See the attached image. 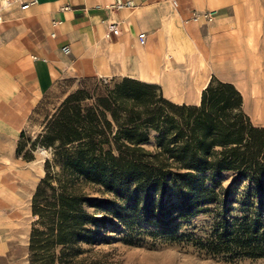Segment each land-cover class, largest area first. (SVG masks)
I'll return each instance as SVG.
<instances>
[{
	"label": "trees",
	"instance_id": "obj_1",
	"mask_svg": "<svg viewBox=\"0 0 264 264\" xmlns=\"http://www.w3.org/2000/svg\"><path fill=\"white\" fill-rule=\"evenodd\" d=\"M100 90L66 95L30 142L49 157L29 200L27 264H118L97 247L116 224L128 229L125 244L133 243L130 227L144 222L172 237L175 219L206 212V204L224 213L243 181L239 216L218 218L194 245L227 261L264 258V125L251 124L238 90L211 76L196 105L170 102L157 85L129 77L101 81ZM225 171L235 174L227 189L217 180Z\"/></svg>",
	"mask_w": 264,
	"mask_h": 264
},
{
	"label": "crops",
	"instance_id": "obj_2",
	"mask_svg": "<svg viewBox=\"0 0 264 264\" xmlns=\"http://www.w3.org/2000/svg\"><path fill=\"white\" fill-rule=\"evenodd\" d=\"M116 2H129V6L115 7ZM24 3L26 8H20ZM255 5L260 4L246 0H0V170L14 162L16 137L41 96L70 68L81 74H101L98 65L105 54L115 56L118 51L131 58L140 73L138 80L150 82L147 77L165 72L166 48L180 42L189 44L188 61L174 71L179 78L177 85L169 80L162 84L169 101L176 104H186L185 100L193 98L197 104L199 92L207 84L202 72L192 75L194 65L203 68L202 65L215 60L237 79L242 66L248 65L249 70L243 75L253 82V64L241 57L238 48L247 40H257V34L264 32V23L255 22L258 18L254 16L259 12L244 11L258 9ZM63 6L67 9L62 10ZM191 11L210 12L211 21L185 22ZM163 22L172 25L170 33L160 38L163 43L154 49L151 59L144 45L153 28ZM110 23L118 29L116 36L107 29ZM201 24L208 25L213 44H219L215 51L199 41ZM138 32L145 34L143 46L136 42ZM63 45L69 50L66 55L60 51ZM182 66L188 72L180 71ZM242 99L246 105V97ZM256 112L254 119L262 122L260 108ZM3 186L0 184V218H20L27 208L23 203L33 190L32 183L13 176L6 190ZM19 223L16 220L12 225ZM9 227L7 223L0 233H7ZM4 246L5 240H0V254Z\"/></svg>",
	"mask_w": 264,
	"mask_h": 264
},
{
	"label": "rangeland",
	"instance_id": "obj_3",
	"mask_svg": "<svg viewBox=\"0 0 264 264\" xmlns=\"http://www.w3.org/2000/svg\"><path fill=\"white\" fill-rule=\"evenodd\" d=\"M246 1H254L260 4L255 5L260 7H258V9H245L244 11H258L259 14L254 16L258 18L255 22L264 23V0ZM171 26L172 25H167L163 22L153 28L150 39L144 45V51L149 53L148 57L152 59L154 49L160 45V42L163 43V40L160 38L168 37L170 33L168 31ZM200 26L201 33L198 36L200 39L199 41L202 42L204 46L206 44V46H208L212 51H215L217 47H219V44H213L215 43L212 40L214 36H210L208 32V25L201 24ZM257 38V40H247L245 44H243V47L238 46V52H241V57L247 58L253 64L250 68L253 71L252 73L257 76L254 77L253 82L247 78L245 79L243 75V72L246 73V71L249 70L248 65L244 67L242 66L241 73L239 74L241 76L238 77L240 80H238L237 77L230 74L228 71L222 70L221 66L215 60L209 61L204 66L202 65L203 68H197V65H194L192 75H194V73L197 74L202 72V75L207 78V81L211 76H213L220 81L231 83L238 90L240 95L246 97L248 101V103L243 105L241 108L243 113L248 116L251 124L255 126L260 122L263 126L264 32L260 31L257 34ZM179 44H182V46H179ZM190 50L191 46L189 44L185 45L183 42L178 43V45L171 46L170 48H166L164 55L165 72L163 74L160 73L158 75L147 77L150 80L148 83H153L159 87V92L163 98L170 100L166 91L162 87V84L164 85L166 81L169 80L175 82L177 85L179 78L174 71L177 69L178 65L184 64L188 61L187 57L190 54ZM120 53L121 52L117 51V55L115 56H107V54H105L100 58L98 73L101 74L99 75L81 74L78 70L70 68L69 73H67L65 77L58 79L54 83L51 90L41 96L38 103L28 114L25 125L23 126V129H21L23 137L19 139V152L15 154L14 162L7 164V168L0 170V173L3 174V180H0V184L4 185L3 188L5 190L10 184L13 176H19L20 179L22 178L24 181L32 183L34 190L36 183L43 175V159L49 157V152L47 149L40 146H35L33 149H30V142L38 133L41 132L46 120L50 118L66 95L76 90H82L89 95L98 94L101 92V81L107 82L110 79L118 81L123 77H129L138 80L140 73L135 68V62L129 57L121 56ZM179 70L185 73L188 72V69L184 66H182ZM257 71L259 72L257 73ZM187 74L189 75V73ZM157 81H160L161 84ZM255 99H257L258 102L255 103ZM90 101L91 100H84L81 104L88 105L90 104ZM185 101L188 105H196V99L194 98L192 100ZM257 108H260L261 110L262 122L254 119L253 115L257 113ZM17 141L18 136L16 137V143ZM143 146L145 149H152V133L149 136L148 141L145 142ZM25 155L31 159L26 161L22 158V156ZM234 178L235 174L233 172L225 171L220 173L217 180L221 188L227 189L232 187ZM205 184L209 185L207 181H205ZM245 187H247V182L243 181L239 186H236L233 190H231V192H229L227 197L235 199L232 202L228 199L229 207L224 213L219 210H215L214 204L209 203L205 205L208 207L206 212L194 214L184 220L175 219L173 222H177L178 226L173 230L172 237L155 233V230H159V227L153 223L144 222L130 227L135 230L131 239L133 243L125 244L121 241V237L125 236L128 229L126 226L116 224L117 228L120 230H114V232L109 233L112 236L109 243L98 245L97 247L105 251H109L111 253V258L118 264H264V258H239L233 261H227L219 255H206L202 250H199L194 245L198 239L202 240L208 236L218 218L221 217L226 220H230L231 217L239 216L241 212L239 208L241 203L240 198L243 196L242 194ZM84 190L91 196H99L98 193L92 191L93 189L88 188ZM30 196L25 199L26 202L23 203V206L25 207L27 205V208L23 209V213L20 215V218H12L11 216H9L8 219L5 218L9 221L12 220V222H5V219L2 220V218H0V228L7 227V223H9V228L11 229L10 230L8 228L10 231H7V233H0V240H5V246L0 254V264H27V236L30 223L32 221L29 211ZM224 201H226V199H224ZM0 209L2 208L0 207ZM16 220H19L20 223L17 226L16 224L13 226L12 224L15 223ZM181 234H183V237H180Z\"/></svg>",
	"mask_w": 264,
	"mask_h": 264
},
{
	"label": "built area",
	"instance_id": "obj_4",
	"mask_svg": "<svg viewBox=\"0 0 264 264\" xmlns=\"http://www.w3.org/2000/svg\"><path fill=\"white\" fill-rule=\"evenodd\" d=\"M27 4L24 3V4H21L20 8H26ZM115 7H121V6H129V2H125L123 4H121L120 2H116L114 4ZM62 10H66L67 7L66 6H63L61 8ZM200 19H203L205 22H209L211 21V13L210 12H194V11H191L185 22L187 21H190V22H197L199 21ZM54 24H56L57 22H53ZM107 29L109 30V32H111L114 36L117 35L118 33V29L116 28V25L114 23H110L108 24V27ZM51 36H52V33H51ZM135 39H136V42L139 46H143L144 43H145V34L144 32H138L135 36ZM60 51L66 55L69 53V50L67 48V46L63 45L60 47Z\"/></svg>",
	"mask_w": 264,
	"mask_h": 264
},
{
	"label": "bare ground",
	"instance_id": "obj_5",
	"mask_svg": "<svg viewBox=\"0 0 264 264\" xmlns=\"http://www.w3.org/2000/svg\"><path fill=\"white\" fill-rule=\"evenodd\" d=\"M131 7H132V6H131ZM205 85H206V84H205ZM205 85H204V87H205ZM204 87H203V88H204Z\"/></svg>",
	"mask_w": 264,
	"mask_h": 264
}]
</instances>
